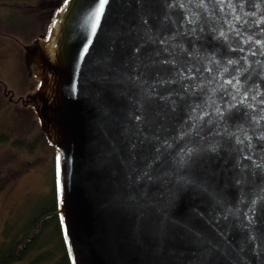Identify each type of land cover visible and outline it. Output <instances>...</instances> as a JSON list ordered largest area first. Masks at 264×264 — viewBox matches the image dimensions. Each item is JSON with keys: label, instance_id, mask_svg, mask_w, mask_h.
I'll return each mask as SVG.
<instances>
[{"label": "water", "instance_id": "1", "mask_svg": "<svg viewBox=\"0 0 264 264\" xmlns=\"http://www.w3.org/2000/svg\"><path fill=\"white\" fill-rule=\"evenodd\" d=\"M100 4L25 46L72 264H264V0Z\"/></svg>", "mask_w": 264, "mask_h": 264}, {"label": "rangeland", "instance_id": "2", "mask_svg": "<svg viewBox=\"0 0 264 264\" xmlns=\"http://www.w3.org/2000/svg\"><path fill=\"white\" fill-rule=\"evenodd\" d=\"M64 1L0 0V130L34 146L0 144V236L5 224H24L54 185L58 150L49 144L34 107L23 103L41 84L26 66L25 46L48 39ZM38 253L16 264H35Z\"/></svg>", "mask_w": 264, "mask_h": 264}, {"label": "trees", "instance_id": "3", "mask_svg": "<svg viewBox=\"0 0 264 264\" xmlns=\"http://www.w3.org/2000/svg\"><path fill=\"white\" fill-rule=\"evenodd\" d=\"M0 144H11L19 149L34 147L25 138H13L3 130H0ZM58 209L54 173L52 192L37 203L34 214L24 224H5L0 236V264H16L34 251L39 253L34 256L32 263L43 264L56 259L52 264H72Z\"/></svg>", "mask_w": 264, "mask_h": 264}, {"label": "snow or ice", "instance_id": "4", "mask_svg": "<svg viewBox=\"0 0 264 264\" xmlns=\"http://www.w3.org/2000/svg\"><path fill=\"white\" fill-rule=\"evenodd\" d=\"M108 3V0H101L100 8L96 14V24H99V20L101 15L103 14L104 6ZM96 31V25L93 26V34H95ZM223 35V33H221ZM230 82V81H229Z\"/></svg>", "mask_w": 264, "mask_h": 264}, {"label": "bare ground", "instance_id": "5", "mask_svg": "<svg viewBox=\"0 0 264 264\" xmlns=\"http://www.w3.org/2000/svg\"><path fill=\"white\" fill-rule=\"evenodd\" d=\"M59 24H60V22H59V20H58V21H56V23H55L54 27H55L56 29H58V27H59Z\"/></svg>", "mask_w": 264, "mask_h": 264}]
</instances>
